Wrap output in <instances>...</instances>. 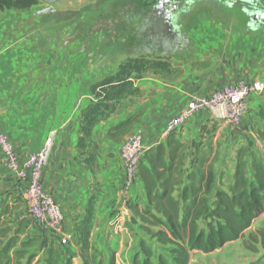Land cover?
I'll use <instances>...</instances> for the list:
<instances>
[{"label": "crops", "instance_id": "obj_1", "mask_svg": "<svg viewBox=\"0 0 264 264\" xmlns=\"http://www.w3.org/2000/svg\"><path fill=\"white\" fill-rule=\"evenodd\" d=\"M260 10L264 12V0L196 1L178 21L181 33L189 41V51L167 56L170 68L164 74L135 81L141 90L138 100H122L116 113L94 129L92 138L100 150H105V155L115 153L113 158L105 157L103 163H98V170L93 172L76 160L80 119L92 100L91 84L115 70H92L83 62L85 54L79 52L71 51L67 59L65 50L54 53L48 13L38 14L36 7L0 11V130L8 136L21 162L43 145L50 131L56 132L42 181L62 210L64 242L75 234L94 189L97 193L91 239L101 244L113 231V219L124 217L123 205L137 200L135 190L123 188L119 149L106 138L111 126L141 112L132 133H140L149 149L165 143L162 132L167 122L192 98L209 96L238 82L264 83V20L256 18L264 14ZM72 56L78 59L69 60ZM263 104L264 92L250 94L240 125L223 124V133L241 146L264 143V122L259 116ZM208 118L205 113L196 115L176 131L177 135L189 137L190 130H199ZM231 175L226 187L233 182V172ZM15 183L0 152V191ZM137 187L141 192L137 203L142 207L145 199L141 187ZM127 211L130 213V209ZM120 229L122 225L114 230L118 233ZM107 242L121 258L117 264H128L132 237L124 240L115 234Z\"/></svg>", "mask_w": 264, "mask_h": 264}, {"label": "trees", "instance_id": "obj_2", "mask_svg": "<svg viewBox=\"0 0 264 264\" xmlns=\"http://www.w3.org/2000/svg\"><path fill=\"white\" fill-rule=\"evenodd\" d=\"M32 5L34 2L31 0H0V11H24ZM168 69L167 62L160 67L154 63L142 66L139 61L129 60L114 74L91 84L92 100L82 112L76 145L78 152L86 153L83 161L86 170L93 172L97 169L98 148L92 138L94 129L116 113L122 100L141 95L135 81ZM259 116L264 122V104ZM140 117L141 114L136 113L111 126L106 134L108 141L122 144L132 134ZM215 154L210 143L195 145L182 140L176 131L167 137L165 143L145 151L135 183V187L140 186L143 191L145 206L134 205L133 215L151 241L169 248V256L160 253L154 263L152 248L147 241L141 240L131 264H189L191 252L208 254L242 239L252 222L264 214V163L254 158L249 175L246 152L239 149L233 182L223 190L215 187ZM94 207L95 202L91 199L75 227L82 258L89 249ZM7 210L5 206L0 209V264H13V257L24 259L23 264H73L75 253L67 246V249L61 247L56 240L57 235L52 233L50 238L48 236L41 242L31 239L19 245V237L25 227L16 224L11 229L2 224ZM201 222H206L205 227L200 226ZM249 236L264 249V227ZM17 245L20 250H16ZM35 245L44 253L42 257L27 251ZM98 264L103 263L99 261ZM107 264H116L114 253H111Z\"/></svg>", "mask_w": 264, "mask_h": 264}, {"label": "rangeland", "instance_id": "obj_3", "mask_svg": "<svg viewBox=\"0 0 264 264\" xmlns=\"http://www.w3.org/2000/svg\"><path fill=\"white\" fill-rule=\"evenodd\" d=\"M110 1L101 4L100 7L96 8L98 10L91 9L89 6L83 8L80 0H68L51 4V8L55 10V13L57 14H48L47 17V21H52V43L54 53L61 50H65V52L67 51L65 59L68 58L71 51L74 52V54L77 52L82 55L85 54V59L83 61L84 64L87 67L94 68L92 70L95 71L99 68L101 73L107 69L112 71L115 70L116 72L120 65L129 60L139 61L142 66L154 63L161 67L166 64L168 57L167 55L162 54V52H143L146 47L143 42V29L145 26L141 21L143 12L138 8L137 13L131 15L129 9H124L122 7L109 9L108 5ZM32 7H36L41 11L50 6L42 0H35ZM101 11L102 14L99 15ZM260 12L264 13L261 10ZM251 15L252 20H254V12H252ZM76 59L78 58L72 56L69 60L75 61ZM167 65L170 68L169 63H167ZM164 73L159 70L154 73V75ZM104 76L108 75H103L102 77ZM139 97L127 99L138 100ZM120 104L121 103H119V105ZM140 114L142 113L140 112ZM222 125L223 123L208 118L199 130H190L191 133H189V137H183L180 135V138L182 140H184L183 138H187L184 141L194 142L195 145H206L207 143L212 145L213 151L216 153L213 158V168L216 175L215 187H224L225 190H227L228 187H226V184L231 179V172H234L238 150L243 148L246 152L245 161L250 175L251 163L254 158H257L264 163V143L259 141L257 146H241L239 141L236 139L233 140L223 133L221 130ZM231 136L232 135H230V137ZM110 144L117 148V150L122 145L111 142ZM97 148L98 150L96 151V154L98 155V168V163H103L102 161L105 157L113 158L115 152H110L108 155H105V150H100L98 146ZM90 150L91 147L89 148V151ZM85 159L86 153L77 151L76 160L79 163H82L83 166V161ZM16 182L17 184L15 183V186L12 185L6 191H0V209L2 210L4 206L8 209L5 212V216L2 218V224H6L11 229L15 228L16 224L25 227L24 233L19 237V245L22 242L31 239L37 240V242L46 240L47 233H49L50 238L51 232L40 224L34 222L28 215L27 207L23 201L25 182L21 183L17 180ZM130 190L136 191L137 200L123 205L122 211L125 213L124 217L113 219V231L104 238V243L101 244L90 239L89 249L83 258L79 252V244L76 238H74L75 234L70 238L68 236V239L65 238V241L67 240L66 242L62 240V234L57 236L56 240L60 243L61 247L67 246L68 249L75 253L72 257V262L75 260V263L73 262V264H84L83 260L90 264H98L99 261L103 264H107L111 253H114L115 262L117 264L121 258L116 255L115 251L109 247V243L107 242L110 236L115 234L119 235L120 238H124V240L132 237L133 245L128 249L130 253L128 264H131L133 254L138 249V244L141 240L147 241L152 248L154 263L156 262L157 255L160 253L169 256V248L151 241V239H149L145 232L140 228V221L134 218L133 206L137 205L140 208H143L144 206L143 204L142 207L141 205H138L141 198L140 189L135 187ZM93 191L91 199L95 202L97 192L95 189ZM137 201L139 202L137 203ZM129 209L130 213L127 211ZM205 224L206 222H201L200 226L205 227ZM121 225L124 230L122 231V229H120V231L116 233L114 229H116V226ZM263 227L264 214L252 222L250 228L245 232L242 239L230 242L221 249L208 254L191 252L189 264H264V249L261 248L259 244H256L252 237L249 236V234H256L258 230ZM126 228L128 232L125 230ZM98 240H100V238ZM37 244L39 245V243ZM73 246H75V248H73ZM67 247H65V249H67ZM16 250H20V246L17 245ZM27 251L29 253H37L38 257H42L44 254L39 250V246L37 245L28 248ZM23 263L24 259H16L13 257V264Z\"/></svg>", "mask_w": 264, "mask_h": 264}, {"label": "built area", "instance_id": "obj_4", "mask_svg": "<svg viewBox=\"0 0 264 264\" xmlns=\"http://www.w3.org/2000/svg\"><path fill=\"white\" fill-rule=\"evenodd\" d=\"M264 92L261 81L238 82L225 86L207 97H194L186 107L171 118L163 132L162 138L183 128L196 115L205 113L216 122L232 127L240 125L245 102L250 94ZM56 132L50 131L43 145L20 161L15 147L8 136L0 130V152L5 168L19 182H25L23 201L31 219L48 229L54 235H60L64 229V216L60 206L43 187V172L49 165L54 150ZM147 150L140 133L129 135L119 148L122 163L124 189H132L138 176L141 159Z\"/></svg>", "mask_w": 264, "mask_h": 264}, {"label": "flooded vegetation", "instance_id": "obj_5", "mask_svg": "<svg viewBox=\"0 0 264 264\" xmlns=\"http://www.w3.org/2000/svg\"><path fill=\"white\" fill-rule=\"evenodd\" d=\"M42 1L50 6L48 14L57 15L55 10L51 8V4L68 0L58 2ZM108 1L110 0H80L83 8L89 6V8L95 10H98L96 8L105 2L108 3ZM196 1L199 0H111L108 8L122 7L129 9L131 15L136 14L139 8L143 12L141 21L145 26L143 29V42L146 47L143 52H162V54L169 56L178 51H189V41L181 33L178 21L181 16L189 12ZM101 14L102 11L99 15Z\"/></svg>", "mask_w": 264, "mask_h": 264}, {"label": "water", "instance_id": "obj_6", "mask_svg": "<svg viewBox=\"0 0 264 264\" xmlns=\"http://www.w3.org/2000/svg\"><path fill=\"white\" fill-rule=\"evenodd\" d=\"M62 0H49L48 2H58ZM49 8L41 10L38 14H46L48 13ZM256 18H260L261 20H264V14H258Z\"/></svg>", "mask_w": 264, "mask_h": 264}]
</instances>
